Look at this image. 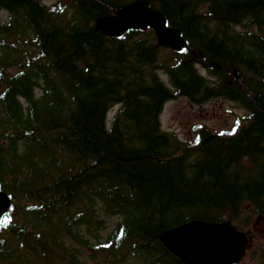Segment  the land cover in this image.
Wrapping results in <instances>:
<instances>
[{
	"label": "trees",
	"instance_id": "obj_1",
	"mask_svg": "<svg viewBox=\"0 0 264 264\" xmlns=\"http://www.w3.org/2000/svg\"><path fill=\"white\" fill-rule=\"evenodd\" d=\"M138 1L191 53L160 48L151 31L108 38L96 28ZM0 13V190L29 204L0 228V264H78L61 236L93 260L112 258L103 264H181L161 232L237 221L244 205L264 231V0H0ZM194 54L224 71L203 77ZM181 97L221 98L245 114L228 132L194 125L184 143L159 121ZM95 204L121 218L103 244L90 233L102 225Z\"/></svg>",
	"mask_w": 264,
	"mask_h": 264
},
{
	"label": "water",
	"instance_id": "obj_2",
	"mask_svg": "<svg viewBox=\"0 0 264 264\" xmlns=\"http://www.w3.org/2000/svg\"><path fill=\"white\" fill-rule=\"evenodd\" d=\"M96 27L108 37H119L128 30L144 31L149 27L155 32L159 46L173 51L186 48L180 31L168 28L163 16L142 1L119 9L109 18L98 19ZM194 58L205 67L199 55L194 54ZM207 67L224 71L214 63ZM233 74L237 78L236 73ZM9 207L7 196L0 192V225ZM158 239L183 264H236L248 246L247 237L229 222L210 224L193 221L162 232Z\"/></svg>",
	"mask_w": 264,
	"mask_h": 264
},
{
	"label": "rangeland",
	"instance_id": "obj_3",
	"mask_svg": "<svg viewBox=\"0 0 264 264\" xmlns=\"http://www.w3.org/2000/svg\"><path fill=\"white\" fill-rule=\"evenodd\" d=\"M43 5L50 7L63 2V0H38ZM5 15H1V19H4ZM163 56L166 54L163 53ZM198 72L207 76V71L202 69L198 64L196 65ZM160 77L163 82L167 83L168 79L160 72ZM119 107L115 106L111 108L107 115V126L112 122V119L116 115ZM245 114L244 110L241 109L238 104L229 102L224 99H215L206 102L202 105H192L185 98H177L175 100L167 102L164 107L160 117V124L163 131L176 135L179 140L188 141L191 139L190 127L194 125H203L206 128L213 130L215 132H227L233 128L237 117H241ZM12 211L13 218L17 220H23L22 211L29 205L26 201H21L18 199H13ZM76 203V202H75ZM81 201L77 203V208L82 207ZM97 216L96 220H102V226L99 230H92L90 233L97 239H101L103 242L113 231L119 218L117 216L107 217L104 216L102 212L99 211L100 205H96ZM83 209V208H81ZM69 213L75 211L72 206L68 209ZM239 218V219H238ZM238 220L230 221L232 225L241 233L247 235L250 239V245L245 256L240 260L238 264H264V231L262 228V217L256 216L251 209L244 205L241 208V213L238 216ZM92 220L93 217H92ZM91 220V222H92ZM55 218L52 219V222ZM236 221V222H235ZM27 229L31 226L29 222H25ZM81 235L84 237V232L80 231ZM63 238V243L71 251L76 252L78 255V264H103L105 261H109L112 258L103 257L100 254L93 258L89 257L85 249L75 243H73L69 237L61 236ZM85 238V237H84ZM91 241V240H90ZM135 260L141 261V258L135 259L132 257L126 258V261L121 264H132ZM69 261V259L67 260ZM52 264H60L59 260L51 261ZM140 264V263H138Z\"/></svg>",
	"mask_w": 264,
	"mask_h": 264
}]
</instances>
